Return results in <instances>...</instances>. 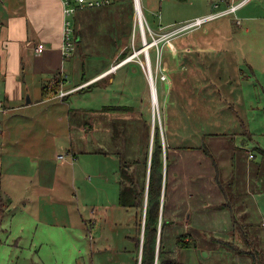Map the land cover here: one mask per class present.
Instances as JSON below:
<instances>
[{"label": "rangeland", "instance_id": "obj_1", "mask_svg": "<svg viewBox=\"0 0 264 264\" xmlns=\"http://www.w3.org/2000/svg\"><path fill=\"white\" fill-rule=\"evenodd\" d=\"M139 1L145 17V37L150 44L155 43L149 49L150 68H147V57L143 51L144 34L138 10H135V0H112L103 9L80 12L86 20H78L75 24L77 46L66 67L64 88L69 89L91 79L95 70H104L110 67V63L111 70L114 69L124 54V61L131 59V64L115 72L117 75L112 82V76L107 77L110 84L101 83L105 87L96 86L72 95L67 93L71 95L67 103H58L62 99L60 91L57 94L59 98L54 94L55 99L44 104L32 103L25 110L11 115L0 113V211L4 215L3 219L0 217V264H102V261L108 264L109 260L115 261L116 258L126 263L125 257H117L116 248L125 244V240L119 242V238H124L122 234L125 235L127 230L133 235L131 261L135 264L136 260V264H140L141 252H138L134 241L138 235L135 219L131 223L135 214L119 205L120 161L114 153L119 151L125 155L124 149L128 146L127 157L143 159L150 141L151 157L155 130L159 127L166 165V139L170 131H167L168 136L165 135L164 101L165 93L170 94L171 90L161 78L165 73L162 70V53L165 52L163 58L169 59L171 56L167 50L170 47L176 49L171 46V40L173 36L180 35L184 38L179 42L183 43L187 38L194 47V51L188 50L182 56L184 63H192L200 56L202 62L209 61L214 66L221 61L220 64L234 62L235 67L238 63L246 65L244 54L253 53L248 47L243 51L238 37L229 39L231 29L240 30L235 21L236 10L222 14L226 7L232 6L228 3L232 0ZM245 1L250 5L247 11L258 9L254 3L257 0ZM209 15L212 19L201 27L185 30L187 22ZM261 23L260 26H264V22ZM150 69L157 89L159 106L156 109L152 104ZM231 69L235 70L233 67L228 70ZM201 76L210 75L204 73ZM41 86L33 89L31 96L37 98L41 95ZM244 87L248 90L241 89L233 98L234 102L242 103L241 114L235 115L239 120L235 132L241 134L239 140L242 136L246 139L243 133L253 136V141L245 145L257 153L256 161H260L263 151L255 147L264 148V106L247 110L244 105L254 102L252 98L263 103L264 92L261 98L259 92L255 96L253 86L244 84ZM239 92L244 96L241 99L238 98ZM111 105L137 106L126 114L107 116L91 112ZM79 109L89 113H78ZM171 119L176 122V111ZM112 121L120 132L117 142L112 136ZM194 136L190 137L187 145L201 142V135ZM18 137L24 140L21 151L26 148L21 158L17 154L19 145H13ZM102 150L109 154L102 153ZM41 183L51 187L50 191L39 190ZM254 200L251 208L256 219L251 231L253 228L256 230L264 251V237L261 235L264 234V192H257ZM247 211L251 209L247 208ZM219 227V222L210 215L204 217L197 233H192L198 247L178 250L175 244L177 235L190 231L183 220L167 230L168 247L176 251L179 264H252L247 255L239 256L219 249L212 240L213 236L232 240V231L225 237L218 234ZM107 236L110 239H106ZM100 237L102 249L93 246L94 238L99 241Z\"/></svg>", "mask_w": 264, "mask_h": 264}, {"label": "crops", "instance_id": "obj_2", "mask_svg": "<svg viewBox=\"0 0 264 264\" xmlns=\"http://www.w3.org/2000/svg\"><path fill=\"white\" fill-rule=\"evenodd\" d=\"M228 3L232 5L231 7L238 5L235 11L237 17L235 21L240 26V30L231 29L229 31L231 33L229 39L238 37V42L242 43L243 51L248 47V50L251 49L253 52V55L244 54L247 66L238 63L234 67V62L220 64L221 61L214 66L209 61L203 60L202 62L199 55L192 63L187 61L184 63L182 56L188 50L189 52L194 51V47L191 46L190 40L187 38L185 42H179L184 38L181 35L173 36L171 40V46L176 49L170 47L166 52L172 58H163L165 52L161 56L162 70L168 75V79L164 83L168 84V88L171 90L170 94H172L171 96L165 93L164 101L165 135H167V131L170 132L168 133L169 138L166 139V161L168 160L169 164L165 165L167 168L164 172L165 185L162 196L165 205L162 211L168 219L174 220V223L185 220L186 227L191 234L197 233L203 218L210 215L220 224L218 234H224L225 237L229 236L233 227L230 212L226 209H220L226 197L217 180L218 171L220 179L225 182L234 178L235 193L239 195L237 203L242 206V211H247V208L251 209V211H247L246 222L252 227H254L252 223L256 216L251 206L255 203L254 198L257 192H264V155L262 154L260 161H256L257 153L247 149L248 145L245 144L253 141V136L249 133H243L246 135L244 136L246 139L243 136L241 140L238 139L241 134L235 132L236 125L239 123L235 115L241 114L242 103L234 102L233 99L236 92L245 88L244 84L253 86L255 96L259 92L262 98L264 92V26H260L262 25L261 22H264V0L254 2L258 9L249 11L247 9L250 5H246L245 0H232ZM231 7H226L224 11H229ZM64 8L63 0H0V100L2 99L0 113L5 112L3 114L11 115V113L25 110L32 103L44 104L48 100L55 99L50 88L58 80L62 81L61 92L66 93L62 99H59L60 102L58 103H67V93L75 94L82 87H88L94 83L97 84V87H105L104 85L110 84L113 77L117 75L115 72L118 73L126 65L131 64L129 59L121 60L111 70L112 64L110 63V67L104 70L99 68L95 70V75L91 79H85L79 85L65 89L66 67L73 57H64V23L68 19ZM103 8L99 7V9ZM92 9L77 11L72 20L74 28L78 20L81 22L86 20V17L82 16L80 12ZM174 41L179 42V44ZM40 44L45 46L42 53L37 51ZM196 50L201 53L203 51ZM182 51L183 53H181ZM219 52L220 48L218 49ZM241 66H245L244 69ZM229 67H233L235 70L229 71ZM204 73L210 76L203 78L201 75ZM110 75L112 77L108 82L107 77ZM103 81L105 83H102ZM40 84L42 85L41 90L44 85H49L48 92L46 96H43V92L41 95L35 93L38 96L34 98L35 95L31 96L34 92L33 89L38 88ZM163 88L165 87L163 86ZM45 97L46 100H44ZM57 97L59 98V95ZM243 97V94L239 92L238 98ZM27 98L30 99V102ZM251 100L254 102L244 105L247 110L260 108L262 104L264 106V102H259L253 98ZM136 106L129 107L135 110ZM104 107L91 112L94 114L97 111L107 116L127 113H108L103 110ZM169 109H171L170 115H168ZM79 110L82 114L89 113L88 110ZM175 111L177 114L176 122L171 119ZM29 119L31 120V118ZM113 121L112 129L116 125L114 122H117ZM66 122L69 129V122L67 120ZM194 135H201V142L196 145H187L190 137ZM9 139H12V136ZM14 140L13 145H19L17 154L21 158V153L25 154L24 151L26 150L25 147L22 148L24 151L20 149L24 140L20 137ZM35 143L37 142L35 141ZM205 145L213 153L218 169L213 165L211 157L202 149ZM127 147L124 149L125 155L119 151L114 153L119 161L120 157L125 160L141 159L140 157H127ZM255 148L264 151V148L260 146ZM101 152L109 154L103 150ZM253 154L254 157L251 159L250 156ZM39 185V190L50 191L51 187L47 188L42 183ZM123 209L134 213L132 209ZM134 219L135 215H133L131 223ZM174 225L167 228L171 229ZM167 230L164 232L165 238ZM252 231L256 232L254 228ZM124 233L125 235L119 234L125 236L119 238V242L124 239L125 246L120 243L122 246L116 249L118 251L117 257H125L126 263L116 258L115 261L109 260L108 264H133L131 261L133 256H130L134 254L130 245L133 235L130 234L129 230ZM261 235L264 237V234ZM142 237L144 240V233ZM100 238L98 240L101 242L94 238V247H104L102 237ZM142 239L141 243L143 242ZM97 242H99L98 245ZM165 243L167 244V239H165ZM167 248L172 250L168 244ZM137 264L139 263L137 262Z\"/></svg>", "mask_w": 264, "mask_h": 264}, {"label": "trees", "instance_id": "obj_3", "mask_svg": "<svg viewBox=\"0 0 264 264\" xmlns=\"http://www.w3.org/2000/svg\"><path fill=\"white\" fill-rule=\"evenodd\" d=\"M125 54L121 60H124ZM168 76V75H167ZM168 79V77H167ZM61 80H58L52 85L50 91L55 96L61 91ZM97 84L82 87L79 91L94 89ZM49 85H44L42 88L43 96H46ZM79 91L77 93H79ZM72 95V93H70ZM67 95V99L71 95ZM74 94V93H73ZM108 113H126L133 111L134 108L129 106L111 105L103 109ZM80 112V110H77ZM120 132L118 126H114L113 138L115 141L120 140ZM147 153L144 159L125 160L120 157L119 170V204L126 209L134 210L135 227L138 235L135 237V245L138 252L141 251V264H179L176 258V251L167 248L165 243V231L167 227L172 226L174 220L168 219L164 211L165 202H163L164 191V150L162 147L161 135L159 127L155 130V139L152 147V155L150 157V141L147 144ZM205 153L211 157L213 165L218 169L216 160L211 150L205 145L202 147ZM119 154V153H117ZM264 155V151L262 153ZM121 156V154H119ZM168 160L166 165H168ZM143 176V178H141ZM217 180L220 189L226 197L225 202L220 206V209H226L230 212L232 220V240L218 239L212 237L214 243L218 244L219 249L229 250L235 255H247L251 258L252 264H264V251L258 242V235L251 231V225L246 222L247 211L241 210L239 205V195L235 193V180L223 181L220 179L218 171ZM4 215L0 211L2 219ZM253 232V234H252ZM144 233V240L141 243L142 234ZM231 236V235H230ZM237 239V241H236ZM1 243V242H0ZM175 244L179 249H193L198 247L196 238L191 233H182L177 235ZM142 249V250H141Z\"/></svg>", "mask_w": 264, "mask_h": 264}, {"label": "built area", "instance_id": "obj_4", "mask_svg": "<svg viewBox=\"0 0 264 264\" xmlns=\"http://www.w3.org/2000/svg\"><path fill=\"white\" fill-rule=\"evenodd\" d=\"M112 0H63L64 2V12L66 14V17H68V19H66L65 23H64V57L65 58H70L74 55L75 51H76V38H75V33H76V29L74 28V25L72 23V19L74 17V15L77 14V11L80 9H92V8H99V7H105L108 6V4L111 3ZM238 5H233V7H231V9H229V11H223L222 14L225 13H230L233 12L234 10L237 9ZM212 19V16H206V17H202V18H197L194 21H189L187 22L186 25H184L185 30L189 29V28H199L203 25V23H205L206 21ZM144 26V25H143ZM145 26L143 28V34H144V45L145 47L148 45L150 46L148 49L152 48V46L155 45L154 44H150L149 41H147V38L145 37ZM144 47V48H145ZM45 49V46L43 44H40L39 47H37V51L39 53H42ZM146 57H147V65L148 68H150V57H149V50L146 53ZM162 71V70H161ZM162 80L166 81L167 80V75L165 73H163L162 75ZM151 82H153V76L150 77ZM150 82V83H151ZM153 92V90H152ZM66 93L63 91L60 93V97H64ZM251 159L254 157V155L250 156Z\"/></svg>", "mask_w": 264, "mask_h": 264}, {"label": "bare ground", "instance_id": "obj_5", "mask_svg": "<svg viewBox=\"0 0 264 264\" xmlns=\"http://www.w3.org/2000/svg\"><path fill=\"white\" fill-rule=\"evenodd\" d=\"M137 6H138V7H137L136 10H138L139 20L142 22L143 25H145V23H143V19H144V17H143V10L141 9V4H140V1H139V0H138V5H137ZM141 17H142L143 19H142ZM140 21H139V22H140ZM143 25H142V26H143ZM149 47H150V46L147 45L145 48H143V51H144L145 53H147L148 50H149V49H148ZM129 60H131V59H129ZM150 62H151V61H150ZM150 64H151V63H150ZM147 68H148V65H147ZM148 71H149V70H148ZM149 73H150V77L153 76V74H152V72H151V69H150V72H149ZM151 83L153 84V88H154V89H152V90H153L152 94L154 95V96L152 97V104L155 105L154 108L156 109L157 106H159V105H158V102H157V101H158L157 91H156L157 89L155 88V82H154V79H153V82H151Z\"/></svg>", "mask_w": 264, "mask_h": 264}, {"label": "water", "instance_id": "obj_6", "mask_svg": "<svg viewBox=\"0 0 264 264\" xmlns=\"http://www.w3.org/2000/svg\"><path fill=\"white\" fill-rule=\"evenodd\" d=\"M138 5V0H135V8L137 9V6ZM140 25L142 26L143 24H142V22L140 21ZM144 28V26H142V29ZM151 88L152 89H154L153 88V84L151 83ZM28 102H30V99L28 98ZM143 238V237H142ZM142 241H143V239H142ZM140 260H141V258H140ZM141 262H142V260L140 261V264H141Z\"/></svg>", "mask_w": 264, "mask_h": 264}]
</instances>
